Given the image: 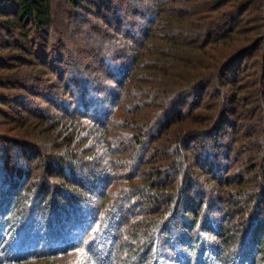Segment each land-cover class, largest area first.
I'll use <instances>...</instances> for the list:
<instances>
[{
  "label": "trees",
  "instance_id": "16d2710c",
  "mask_svg": "<svg viewBox=\"0 0 264 264\" xmlns=\"http://www.w3.org/2000/svg\"><path fill=\"white\" fill-rule=\"evenodd\" d=\"M80 1L84 3L88 0ZM67 2L75 11L80 7L78 0ZM159 8L157 15L159 22L163 23L161 26L153 24L154 28L151 27L149 33L150 38H154L158 29L163 32L161 43L155 45L158 46L156 57H149L145 63L140 62L141 56L131 58L127 73L121 69L124 75H121L119 94H116L113 103L116 107L120 101H130L122 128L134 133L133 138L142 137L139 147H134L136 143L125 141L126 149L135 153L140 148V165L147 168L142 176L154 178L145 182H148V189L151 192L155 190V193H148L145 187L140 189L141 185L137 184L134 185L136 191H124V195L115 200L102 223V230L109 237L107 251H96L97 262L264 264V164L261 163L264 161V0H164ZM52 22L49 0H0V30H4L6 35L20 32L21 39L26 40L30 34L28 26L32 25L38 32L47 30ZM24 42L15 43L17 46L14 47L12 43L4 45L0 42V51L8 48L23 51ZM32 56L29 49L20 55L18 61L26 65L31 62L28 60ZM9 60L13 62L10 54L6 58L0 55V68L4 69L0 74L1 93L11 88L12 84H21L16 75L22 72ZM36 66L33 70H40ZM66 94L64 91L63 95ZM209 94L211 97L205 101L204 97ZM190 101L194 102L192 107ZM0 103L12 109L1 97ZM72 104H75L74 101ZM19 110L20 114L16 113L19 116L29 113L25 107ZM46 113L32 115L45 129L47 125L43 120L49 116ZM0 115L3 117L0 120V144L24 146L17 128L26 126L29 117L10 121L6 119L9 114L4 109H0ZM94 123L99 127L93 132L102 136L103 122L96 120ZM100 126L103 128L99 131ZM235 129L237 131L232 136L234 143L251 139L255 146V152L247 156L253 167L245 170L246 177L236 178L239 181L237 186L244 190L238 189L236 197H242V200L240 203L227 202V207L223 208L226 211H222L225 218L221 222L205 212V201L194 197L193 189L199 186L201 178L209 180V174L204 173L201 166H207L210 150L204 153L207 157L204 156V162L199 157V153L206 149V138L216 141ZM68 130L73 135V129ZM13 132L16 134L9 135ZM118 145L124 146V141L118 142ZM26 148L36 152L37 147ZM236 148H239L238 144L235 149L231 148V152H236ZM33 158L37 159L36 155ZM50 160L44 166L49 177L54 171L53 161ZM240 161L241 157L236 159L237 164ZM242 164L246 168L249 166L244 161ZM147 172H150L149 175ZM95 173H92L95 185L90 187L89 194L96 192V184L99 183ZM211 182L222 186L214 176ZM82 185L76 183L74 187L82 188ZM74 191L68 192L64 185L54 189L57 200L62 202L67 193L74 200ZM16 192H10L8 198L16 200L17 204L14 208L12 203L8 204L4 211L10 212V220L19 226L23 222L21 200L24 196L19 195L22 198H18ZM213 192L219 191L214 189ZM139 194L149 198L145 200L147 207L152 204L157 206L148 210L157 217H150L149 220L146 217L149 213L145 211L144 217H139L137 222L133 221L135 223L125 228L124 213L137 201ZM180 215L182 227L177 240L180 250L172 248L174 254L168 256L161 248L160 240L170 243L174 239L170 227ZM113 227H122L124 234L126 229L129 236L122 240L114 237ZM209 233L213 238L212 245L204 241ZM116 238L119 241L113 244ZM169 245L164 249L169 250Z\"/></svg>",
  "mask_w": 264,
  "mask_h": 264
},
{
  "label": "rangeland",
  "instance_id": "374dc122",
  "mask_svg": "<svg viewBox=\"0 0 264 264\" xmlns=\"http://www.w3.org/2000/svg\"><path fill=\"white\" fill-rule=\"evenodd\" d=\"M49 1L53 22L47 30L37 32L35 27L28 26L29 37L23 39L26 42L19 36L20 32L6 35L0 30L2 44L12 43L14 47L15 43L24 42L25 45L23 51L11 48L0 51L4 58L10 54L13 62L9 60V63L17 65L22 72L16 75L21 84H12L3 93L0 88L2 101L12 107L8 109L0 103V109L9 114L6 119L10 121L29 117L26 126L17 128L26 146L0 144V264H99L95 253H106L109 243L102 223L115 200L124 195V191H136L134 185L137 184L141 185L140 189L145 187L148 193H155L145 182L151 171L147 172L146 178L142 176L147 168L140 165V148L135 153L126 149L125 141L139 147L142 137L133 138L134 133L122 128L130 101H120L116 107L113 103L119 94L121 75H124L121 69L126 72L131 58L141 56L140 62L145 63L149 57H156L158 46L155 45L161 43L163 32L158 29L154 38H150L149 33L151 27L163 23L159 22L157 13L164 0H88L84 3L78 0L80 7L77 11L67 0ZM29 49L34 56L29 57L31 62L24 65L18 60ZM35 66L40 70H33ZM3 72L4 69L0 68V74ZM64 91L66 95H63ZM208 97L210 94L204 100ZM190 102L192 107L194 102ZM23 107L29 113L19 116V109ZM42 112L49 115L43 120L48 130L32 117ZM96 120L103 122L105 127L100 126L102 136L93 132L99 127L94 123ZM53 122L55 124L51 126ZM70 128L73 135L68 130ZM235 131H229L216 141L206 138V149L199 153V157L204 162L207 158L204 153L210 150L207 166H201V170L209 174V180L201 178L199 186L193 189V196L205 201V212L221 222L225 218L222 211H226L223 208L227 207V202L240 203L242 200V197H236L238 189L242 190L237 186L239 181L236 178L246 177L245 170L253 167L247 156L255 152V146L251 139L234 143ZM14 134L16 132L9 135ZM117 141H124V146H119ZM237 144L239 148L231 152ZM243 144L246 146L242 147ZM28 146L37 147V153L26 148ZM240 157L237 164L236 159ZM50 159L54 171L49 177L44 166ZM243 161L249 164L247 168ZM94 171L99 183L96 192L89 194L95 183H92ZM213 176L221 181L222 186L216 185L217 181L211 182ZM152 180L154 178L149 179ZM76 183L83 184L82 188H75ZM58 185H64L68 192L75 189V199L67 193L63 202L57 200L54 189ZM214 189L219 192H213ZM14 190L18 198L24 196L21 200L23 222L19 226L10 220L12 214L4 211L8 204L12 203L13 208L17 204L16 200L8 198ZM136 198L137 201L134 200L124 213L125 228L144 217L145 211L157 208L153 204L147 207L145 200L149 198L143 195ZM134 214L136 216H132ZM155 215L149 213L145 216L150 220L157 217ZM181 220L180 215L170 227V234L174 237L170 243L160 240L161 248L168 256L174 254V248L180 250L177 240ZM122 227H113V236L121 240L129 236L126 229L123 233ZM119 239L112 243H118ZM212 239L209 233L204 241L212 245ZM166 245L169 250L164 249ZM110 254L112 256V252Z\"/></svg>",
  "mask_w": 264,
  "mask_h": 264
}]
</instances>
